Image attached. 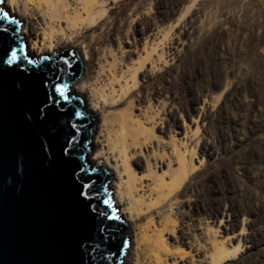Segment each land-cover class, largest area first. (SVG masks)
Segmentation results:
<instances>
[{"label":"rangeland","instance_id":"1","mask_svg":"<svg viewBox=\"0 0 264 264\" xmlns=\"http://www.w3.org/2000/svg\"><path fill=\"white\" fill-rule=\"evenodd\" d=\"M97 2L122 28L112 55L149 72L147 83L137 74L134 112L159 106L162 117L166 97L176 102L173 131L194 165L185 173H207L192 200L210 204L211 234L233 252L221 264H264V0ZM194 255L176 264H201Z\"/></svg>","mask_w":264,"mask_h":264},{"label":"bare ground","instance_id":"2","mask_svg":"<svg viewBox=\"0 0 264 264\" xmlns=\"http://www.w3.org/2000/svg\"><path fill=\"white\" fill-rule=\"evenodd\" d=\"M6 1L30 55L66 49L77 55L82 73L71 91L95 121L90 162L107 168L117 208L128 225L132 249L125 264H176L192 261L193 253L201 264L224 262L233 252L211 234L210 204L192 200L194 187L205 186L207 173H185L188 164L194 165L184 157L189 146L181 151L173 131L178 112L174 98L162 103V117L159 106L134 112L132 102L141 91L137 74L147 83L149 72L132 71L123 57L118 62L112 55V43L122 32L116 19L103 18L97 0ZM161 80L152 83L156 97Z\"/></svg>","mask_w":264,"mask_h":264},{"label":"water","instance_id":"3","mask_svg":"<svg viewBox=\"0 0 264 264\" xmlns=\"http://www.w3.org/2000/svg\"><path fill=\"white\" fill-rule=\"evenodd\" d=\"M0 10L16 20L0 22L14 37L11 46L23 59L18 50L23 45V55L34 62L24 60L19 68L0 63V264H125L122 242H127L128 228L112 177L90 162L95 122L71 91L82 73L77 55L72 49L30 55L6 0ZM0 39H5L0 57L6 58L8 41L3 34ZM53 81L68 85L67 102H54L59 97ZM80 166L95 180L88 199L81 191L89 190L81 189L74 175L88 179ZM103 200H110L111 207ZM113 211L118 220L107 218Z\"/></svg>","mask_w":264,"mask_h":264},{"label":"snow or ice","instance_id":"4","mask_svg":"<svg viewBox=\"0 0 264 264\" xmlns=\"http://www.w3.org/2000/svg\"><path fill=\"white\" fill-rule=\"evenodd\" d=\"M5 0H0V4H4ZM0 22H7V24H15L16 20L9 14V12L7 11H2L0 10ZM0 34H3V37L6 38V40L8 41L7 43V48L5 51V57H0V63L2 64H6L9 65L10 67L15 64L16 67H20V64H22L24 62V60L27 61L28 65H32L34 62L31 59H27L26 55L24 54V47L23 45L19 46V53L23 56V59H21L18 56V51L17 48H14L11 46V41L14 39V37H9L8 36V29L6 27V25H0ZM5 43V39H0V45ZM68 55H73V53H69ZM45 59H47V57H45ZM19 61V63H17ZM64 64L68 65V67H71V64H69V61L67 59H64ZM21 71H25V69H21ZM59 71H63V69H59ZM56 80L60 79V76L57 75ZM51 87L52 90L58 95L59 99H56L54 102L56 104H60V101L63 100L65 102H67L68 97L65 95L67 89H68V85L64 84V83H55L54 81L51 83ZM49 98L51 99V95L49 96ZM42 111V110H41ZM61 111H63V109H61ZM73 115L79 117L80 113L79 112H74ZM72 127H75V125H72ZM65 154H68V149H65ZM94 170V169H93ZM80 172H84L86 175H88L87 169H85L83 166H80ZM74 175L76 176V178L78 180L81 181V189H87L89 191H81V195L85 197V199L89 198V194L91 192V190L95 187V180H93L91 178L90 175H88V179L85 181L84 177L80 176L78 173H74ZM103 204H105L108 207H111V201L110 200H103L102 201ZM93 211H95V208H93ZM98 215L103 216L104 213H98ZM108 219H119V217L115 216L114 211L112 215H109L107 217ZM100 231H104L103 229H101ZM114 239V238H113ZM123 245L126 247L127 246V242L123 241L122 242ZM98 247V246H96Z\"/></svg>","mask_w":264,"mask_h":264}]
</instances>
